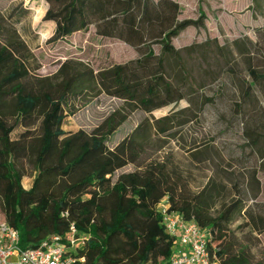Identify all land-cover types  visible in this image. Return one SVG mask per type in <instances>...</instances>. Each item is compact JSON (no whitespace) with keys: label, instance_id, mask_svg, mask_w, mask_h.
<instances>
[{"label":"trees","instance_id":"trees-1","mask_svg":"<svg viewBox=\"0 0 264 264\" xmlns=\"http://www.w3.org/2000/svg\"><path fill=\"white\" fill-rule=\"evenodd\" d=\"M48 9L42 18L54 25L52 42L94 26L95 34L117 38L134 47L139 58L97 73L58 71L60 81L39 80L33 57L17 30L31 14L21 3L0 11V222L15 229L19 247H37L51 237H65L75 229L74 257L83 264H167L176 251V240L161 223L156 206L167 203L169 211L195 222L208 234V251L219 264H253L246 249L231 239L230 224L240 203L220 207L211 214V182L195 191L171 162L136 165L134 171L114 174L135 165L148 145L147 122L139 124L115 147L107 139L122 120H109L90 134L67 136L62 129L68 101L98 88L100 92L149 113L177 100L164 76V57L178 60L172 40L200 21H179L174 0H44ZM202 16V15H201ZM158 45L161 56L154 54ZM250 83L242 100H264V70H249ZM207 101V100H206ZM209 102V100L207 101ZM254 107V106H253ZM167 116L155 131L167 134L174 123ZM38 123V135L29 127ZM23 129L13 138L17 129ZM257 141L252 139L253 146ZM32 164L36 176L29 190L21 186L23 167ZM140 165V166H139ZM254 228L264 226V217L245 210ZM81 264V263H76Z\"/></svg>","mask_w":264,"mask_h":264},{"label":"rangeland","instance_id":"rangeland-1","mask_svg":"<svg viewBox=\"0 0 264 264\" xmlns=\"http://www.w3.org/2000/svg\"><path fill=\"white\" fill-rule=\"evenodd\" d=\"M174 1L180 8L179 21H200L172 40L178 60L164 57L165 80L177 100L145 113L94 87L68 101L62 129L67 136L80 131L90 134L106 121L121 119L107 139V146L113 148L147 122L152 127L148 145L135 165L118 170L113 181L138 164L157 161L179 168L191 191L211 182V214L216 215L224 204L240 203L241 210L229 227L234 247L245 248L253 264H264V226L256 229L244 217L245 210L264 217V100L257 92L256 100H242L243 89L251 82L249 70H264V0ZM18 3L31 10L16 28L31 51L39 80L59 82L55 77L62 65L65 71L95 74L139 58L136 48L96 35L92 25L52 42L54 25L42 20L48 9L44 0H0V11L6 13ZM152 49L161 56L158 45ZM167 116L175 119L169 133L155 131L156 122ZM21 132L18 128L13 138ZM38 133V123L29 127L30 137ZM22 172L21 186L29 190L36 172L30 163ZM160 260L158 264H163Z\"/></svg>","mask_w":264,"mask_h":264},{"label":"built area","instance_id":"built-area-1","mask_svg":"<svg viewBox=\"0 0 264 264\" xmlns=\"http://www.w3.org/2000/svg\"><path fill=\"white\" fill-rule=\"evenodd\" d=\"M156 209L165 232L176 240V251L167 264H219L216 255L208 251V234L195 222L169 211L165 202L158 204ZM75 233L71 228L70 234L63 238L51 236L37 247L23 250L19 247L18 232L0 222V264H83V258L74 257V248L77 240L84 245L87 237L75 240Z\"/></svg>","mask_w":264,"mask_h":264}]
</instances>
